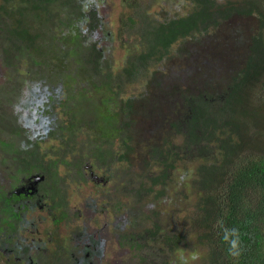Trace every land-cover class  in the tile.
<instances>
[{
  "label": "trees",
  "instance_id": "trees-1",
  "mask_svg": "<svg viewBox=\"0 0 264 264\" xmlns=\"http://www.w3.org/2000/svg\"><path fill=\"white\" fill-rule=\"evenodd\" d=\"M84 1L0 0V68L27 63L50 89L63 86L59 107L67 115L55 117L28 147L0 141L3 151L20 156L17 165L27 170L49 172L61 208L68 204L66 176L85 178L87 165L114 173L118 168L122 208L139 212L131 213L142 218L139 224L151 223L143 224V234L124 238L135 264H178L176 252L187 247L201 255L193 264H264V0H124L131 14L118 37L128 57L119 71L101 46L100 7ZM179 2L185 3L183 14L161 18L160 11ZM235 17H255L257 30L228 31L214 45L224 52L217 57L206 43ZM170 57L186 74L179 66L167 70L163 62ZM203 61L222 72L217 82L199 76ZM4 99L1 87L0 106ZM50 99L54 109L59 102ZM2 110L0 127L6 121L15 126ZM45 139L57 144L52 152L41 151ZM10 160L1 154L0 168ZM193 162L195 202L183 223L166 222L162 212L146 217L162 203L172 172ZM148 201L145 211L132 207ZM182 207L185 213L187 205ZM233 227L239 230L238 255L224 238Z\"/></svg>",
  "mask_w": 264,
  "mask_h": 264
},
{
  "label": "rangeland",
  "instance_id": "rangeland-1",
  "mask_svg": "<svg viewBox=\"0 0 264 264\" xmlns=\"http://www.w3.org/2000/svg\"><path fill=\"white\" fill-rule=\"evenodd\" d=\"M123 1L124 0H86V3L84 1L85 6L97 4L100 7V13L102 14L103 23L105 24L102 27V34H100V40H103V42H101V46L106 49L108 57L111 59L113 63V69H115V71H119L123 67L125 60L128 57L127 52L125 49H123L118 37L120 28L123 25L122 20L124 21L126 17L131 14V10H128V7ZM184 5L185 3L182 2H179L178 4H171V6L168 8V11H170L169 13H167L168 11H160L161 18H168L173 17L177 14H183L185 12L183 8ZM154 8L155 7H153V9ZM235 27L237 28V30L243 32L244 34H248L257 30L258 21L255 17L233 18L226 26H224L223 33L221 35L206 43L209 47L215 50L217 57L224 52L220 47L216 48L214 45L218 46L220 40L226 39V37H224L223 35L228 33V31L231 32ZM51 30L57 34L59 32L57 27H52ZM176 49L173 52L177 51ZM201 53L202 51L196 55V58L198 60L201 56ZM163 63L166 65L168 64L167 67L166 65H162L163 70L158 68V71H164L165 67L168 70L170 67L179 66L178 70H181L186 74L185 70L183 69L184 65H176L177 59L174 60L170 57ZM202 64L203 66H198L197 68L199 76L201 78H204V76H209L217 82L222 72H220L219 70L213 72V68L211 66L212 63L210 61H203ZM32 69H35L34 66H29L27 63H18L17 61H14L11 65H9L5 71H2V68H0V89L1 87L5 88V99L0 107L3 108L2 112L6 113L7 119L10 116L15 120L16 123L14 126L10 123V121H6L5 123H7L8 125L0 127V139L2 138L0 141L4 142L5 144L15 143L16 141H19L20 145H26V147H28L29 141L35 142V140L40 139V137L44 135L43 133L45 132L44 129H46V126L54 124L55 117H58V119L60 120L67 119V115H65L66 109L59 107V104L62 103L60 101L64 98L63 93L66 91V89L63 86L57 85L55 83V85L50 84L51 88L53 87L52 89H50V87L45 85L44 82L41 81L36 75H31ZM8 73L10 74V76H8ZM31 76L33 77L31 78ZM223 80H226V77L223 78ZM51 91L53 92V94L50 93ZM57 91H61L62 95L61 93H58V95ZM40 92L46 93H43L42 95ZM51 97L55 98L56 101L59 102L58 104H55L54 109L52 107L53 99H50ZM159 103L161 102L159 101ZM44 109H47V114L45 115V120L43 121V123H41L39 120V115L40 111H43ZM162 109H164L163 105ZM56 112L59 113L57 114ZM26 117H29L31 119H26ZM25 120H28V123H26ZM13 130L19 131L17 133H13ZM17 135H20L21 138L17 139L15 137ZM25 138L27 141H25ZM45 140V142H42L40 144L41 151L47 153L48 150L49 152H52L54 148L53 146L56 147L57 144L53 143V141H50V139ZM148 140L153 141V139ZM181 143L182 141L179 140L178 144L181 145ZM3 150L4 149L0 145V155L4 154L6 155V157H10V155ZM10 163H12V160H10ZM15 166L16 165L14 164L11 165V172L14 171ZM195 169L196 162H193L192 164L187 165V168L185 167V165L179 166L177 170L172 172V179L168 180V184L165 187V195L163 196L162 203L158 204V207H152L148 209V203L151 200H149L145 206H139L135 202H132V206H134V208L138 211H145L148 209L149 214L145 213L146 217L151 216V214L155 212H162L163 219L165 217L166 222L169 220V222L173 225L183 223L187 215L190 214L192 205L195 202L192 196V184L195 178L194 174H191L194 173ZM5 171H8V169H6V165L0 168V183L3 182L4 176H6ZM116 171L117 173H120L118 172V168L116 169ZM64 172V169L61 168V173L63 174ZM109 172V176H112L113 178L117 174H111L110 170L107 173H104V175L99 172L96 173L99 174V176H101L103 179V176L105 177V175H108ZM118 177L122 179L121 174H118ZM74 180H76L75 175L66 176L64 183V195H66V197L70 199V213L73 210L72 208H74V212H77V208L85 210V207L87 205L93 206L95 204V200L100 199L103 194L108 195V191H105L106 189L102 188L101 185L96 184L93 180H88L86 183L81 184L75 182ZM102 182L103 181H101L100 184H102ZM114 184L115 183L113 181L112 186H115ZM111 196H114V192H112V190ZM115 203L116 201L112 197L111 204L115 205ZM184 204L185 207L187 205V209L185 208L187 213L186 211L185 213L182 212V205ZM128 208L130 207H127V209ZM139 215V212H135L134 214L135 217H138ZM110 217L113 218V216L111 215ZM110 217L105 218L104 216L103 218L102 216L97 215L96 218H93L91 213L89 219L90 221H94V228H101L104 222H110ZM140 220L142 221V218L138 219L136 224L133 223V228H129L131 226V224H129L123 230V238H126L129 232H139L141 235L143 234V227H151V223L149 220V222L143 221L141 222L142 224H139ZM143 224L145 226H143ZM43 229H46L45 226H43ZM77 235L78 233L75 232L73 235V242H75ZM123 242L126 243V240L123 239ZM117 252L118 251L116 248L115 240L111 239V241L108 242L107 245L106 257L102 259L101 264H135L137 262L135 253L129 251L127 243L126 245H124L121 253L118 256ZM193 257H196V259H193ZM200 258V253H197L189 247L185 248L184 251L176 252L174 256V259L178 264L197 263Z\"/></svg>",
  "mask_w": 264,
  "mask_h": 264
},
{
  "label": "flooded vegetation",
  "instance_id": "flooded-vegetation-1",
  "mask_svg": "<svg viewBox=\"0 0 264 264\" xmlns=\"http://www.w3.org/2000/svg\"><path fill=\"white\" fill-rule=\"evenodd\" d=\"M46 114L47 109L40 111L41 123ZM10 157L13 161L6 166L8 171L0 183V264H101L111 239L115 240L117 256L121 253L123 230L138 221L131 214L134 210L122 208L123 182L118 177L121 173L115 170L114 178L109 172L102 179L96 172L104 175L110 170L111 174L115 173L110 168L100 170L93 165L86 166L85 178L76 173L75 182L81 184L93 180L106 189L108 195L103 194L85 210L77 208L74 212L72 208L70 213L69 198L67 208L59 207L49 172L27 170L17 165L20 156ZM12 164L17 168L15 166L11 172ZM113 181L115 186H112ZM111 190L114 196H111ZM132 190L136 188L132 187ZM112 197L115 205L111 204ZM91 213L93 218L97 215L113 218L110 217V222H104L101 228H94V221L89 219ZM61 218L64 220L59 221ZM75 232L78 235L73 242Z\"/></svg>",
  "mask_w": 264,
  "mask_h": 264
},
{
  "label": "clouds",
  "instance_id": "clouds-1",
  "mask_svg": "<svg viewBox=\"0 0 264 264\" xmlns=\"http://www.w3.org/2000/svg\"><path fill=\"white\" fill-rule=\"evenodd\" d=\"M224 231H225L224 238L229 242L230 250L232 251L233 254L238 255L239 230L233 227V228H226ZM193 259H196V257H193Z\"/></svg>",
  "mask_w": 264,
  "mask_h": 264
}]
</instances>
